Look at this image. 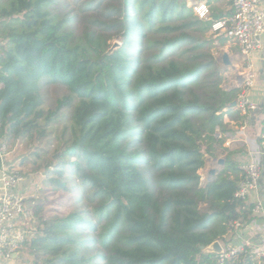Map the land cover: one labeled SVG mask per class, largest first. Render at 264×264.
<instances>
[{
	"label": "trees",
	"instance_id": "trees-1",
	"mask_svg": "<svg viewBox=\"0 0 264 264\" xmlns=\"http://www.w3.org/2000/svg\"><path fill=\"white\" fill-rule=\"evenodd\" d=\"M56 1L0 0V137H46L74 105L72 136L46 165L45 180L67 190L72 168L97 203L92 216L75 209L54 217L42 215L45 201L33 204L35 225L23 244L29 261L218 264L205 248L231 220L253 216L235 197L236 151L227 150L224 169L201 185L205 153L222 141L239 91L222 86L215 41L204 36L212 20L187 0H77L85 14L75 35L67 27L73 16L51 9ZM115 37L121 44L111 48ZM176 49L179 57L169 58ZM46 77L69 89L48 111L39 87ZM80 230L95 234L84 240ZM228 264L255 263L242 254Z\"/></svg>",
	"mask_w": 264,
	"mask_h": 264
},
{
	"label": "built area",
	"instance_id": "built-area-1",
	"mask_svg": "<svg viewBox=\"0 0 264 264\" xmlns=\"http://www.w3.org/2000/svg\"><path fill=\"white\" fill-rule=\"evenodd\" d=\"M232 2L231 15L215 21L211 30L216 37L223 36L236 43L248 61L262 46L264 7L261 0ZM191 6L200 19L208 18L206 3L198 2ZM252 66L251 61H248L247 71L242 73L243 78L236 87L239 91L235 106L244 116L243 128L252 120L250 113L261 108L247 94V89L255 81ZM7 154V141L0 137V264H32L22 261L19 249L33 232L28 223L34 214L22 192L23 177L9 167ZM235 159L241 172L235 197L243 202V208L250 212L253 220H231L227 234L216 240L217 248L214 241L205 250L215 254L218 264H228L242 254L249 255L255 264H264V131L259 134L256 149L239 153Z\"/></svg>",
	"mask_w": 264,
	"mask_h": 264
},
{
	"label": "rangeland",
	"instance_id": "rangeland-1",
	"mask_svg": "<svg viewBox=\"0 0 264 264\" xmlns=\"http://www.w3.org/2000/svg\"><path fill=\"white\" fill-rule=\"evenodd\" d=\"M53 12L65 14L67 16H73L68 22V29L74 32L75 35H80L84 27V12H81L79 7V1L77 0H57L52 5ZM205 37L211 38L214 41L217 37L211 34L209 31L204 34ZM219 40V38H218ZM111 48H114L116 43L121 44L119 38L115 37L109 40ZM220 42V41H218ZM219 45L214 42V46L210 48L212 54L216 57L219 52ZM180 49L174 50L169 58H178ZM223 67V66H222ZM226 71L222 68V74ZM231 84L223 78L222 86L225 89H229ZM40 95L42 98L41 108L45 111L52 109L57 102L58 98L68 94L69 89L66 85L51 81L49 78H43L39 82ZM75 100L74 103H76ZM73 106L64 108L60 114V117L51 122L47 126L46 137H36L34 139L29 138H17L8 139V154L6 162L10 168H14L18 171L19 175L23 177L21 181V188L23 195L26 199L28 207L41 200L45 201V207L42 215L45 217L62 216L68 214L70 211L79 209L86 210L87 216H92L91 209L96 205L97 200H90L89 196L92 191L86 185L82 184L79 176L74 172L72 168H68V189L67 190H53L51 184L46 182V165L51 159H58L61 155L59 146L65 140L72 136V112ZM204 146V145H203ZM57 155V156H56ZM205 173L201 174V185H205L208 181ZM199 209L201 212L207 211V204L200 203ZM35 225L34 218L28 223V226L32 229ZM84 236V240L94 236V231L80 230ZM89 247L90 243L87 244ZM20 258L22 261L30 262L31 256L27 252V248L22 246L19 249ZM20 259H18L19 261ZM96 264H101L98 261Z\"/></svg>",
	"mask_w": 264,
	"mask_h": 264
},
{
	"label": "crops",
	"instance_id": "crops-1",
	"mask_svg": "<svg viewBox=\"0 0 264 264\" xmlns=\"http://www.w3.org/2000/svg\"><path fill=\"white\" fill-rule=\"evenodd\" d=\"M198 2L206 3L209 9L207 19L212 20V23L228 17L233 12L232 0H187L188 5H193ZM261 3L264 7V0H261ZM209 32L214 34L211 29ZM219 37L221 38L223 36ZM219 37L215 40L219 45V52L217 53V56H220L222 52L228 53L232 62L238 67L237 71L230 69L224 73L225 80L231 84L229 89L237 87L238 82L243 76L242 73L247 71L246 66L248 61H251L255 81L254 85L247 89V94L253 101L261 106L264 101V33L261 39V48L256 50L248 61L244 58L239 46L236 43L228 40L227 38L223 41V43L218 42ZM250 115L252 120L245 128H243L244 116L237 108H234L224 115L226 130H224L223 134L220 132L222 141L213 144L212 154L205 153L206 162L204 167L199 170L200 176L202 173H205L207 175L206 178L208 179V170L211 166H217L215 162L207 161L210 157L225 158L227 150L236 151L235 155H238L239 153L246 152L250 149H256L258 147V137L262 128L261 120L264 119V113L260 108V110L252 111ZM206 147L207 145H204L202 147V151L205 152Z\"/></svg>",
	"mask_w": 264,
	"mask_h": 264
},
{
	"label": "water",
	"instance_id": "water-1",
	"mask_svg": "<svg viewBox=\"0 0 264 264\" xmlns=\"http://www.w3.org/2000/svg\"><path fill=\"white\" fill-rule=\"evenodd\" d=\"M120 44L116 43V45L114 46V48H116L117 46H119ZM217 62H219L222 66H223V70L227 71V70H233V71H237L238 67L237 65H235L232 62V59L230 58L229 54L226 52H222L220 54V56H216L215 57ZM243 77H241L240 81L242 80ZM233 106L236 105V100L232 101L231 103ZM57 156V155H56ZM207 161H212L215 162L217 166H211V168L208 170V181H212L214 179V177L224 169L225 166V158L224 157H210L209 159H207ZM213 165V164H212ZM207 181V182H208ZM214 246L217 248L218 246V242L215 241L214 242ZM202 249H204V246H201Z\"/></svg>",
	"mask_w": 264,
	"mask_h": 264
}]
</instances>
